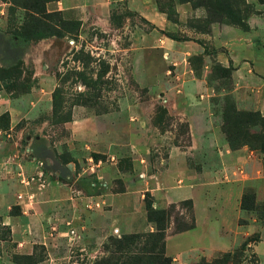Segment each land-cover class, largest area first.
Masks as SVG:
<instances>
[{"label": "crops", "instance_id": "0c3cea01", "mask_svg": "<svg viewBox=\"0 0 264 264\" xmlns=\"http://www.w3.org/2000/svg\"><path fill=\"white\" fill-rule=\"evenodd\" d=\"M166 1L51 0L47 3L49 12H59L67 21L81 22V32L89 25L104 32L110 30V16L122 4L144 17L151 28L141 35L135 47L132 73L141 84L152 89L160 87L161 92L152 95L150 101H163L170 116L186 123L189 140L187 144L170 141L172 129L160 132L157 126L141 122L135 134L128 133L130 142L121 143L120 122L116 120L119 117L89 115L85 109L75 108L73 120L65 126L69 136L55 144L58 154H65L61 163L67 167L66 177L70 181L54 177L43 186H36L37 181L30 186L22 184L19 173L34 175L43 171V166H39L43 161L34 157L19 155L6 166V171L0 168V225L10 229L7 238H0V259H3L0 264H18L8 260L12 251L33 255L37 244L45 246L51 259L56 256L60 251L57 243L67 241L70 245L72 237L68 232L49 231L52 224L72 225L76 239L82 241L90 254L112 226L118 233L154 231L155 223L147 220L143 202L140 219L143 221H138L132 211L138 193L144 191L151 194L157 209L192 200L195 226L180 232L167 229L166 254L172 258V264H191L202 258L212 260L222 252L238 248L256 231H260V240L248 246L253 247L259 264H264V221L261 218L258 221L241 207L244 194L251 189L260 205H264V153L247 144L237 149L230 146L214 104V97L225 93L218 92L209 82L215 65L228 70L225 79L231 81L230 93L238 108L264 115V0H237L254 10L246 18L247 29L226 17L212 19L204 4L175 0L171 6ZM25 15L22 7L0 0L3 39L10 41L8 29L22 24ZM90 21L92 24L88 25ZM53 37L56 36L25 43L26 63L31 62L38 69V57L29 59V52L40 50ZM11 41L17 45L19 40L11 38ZM0 63L6 65L12 60L0 59ZM31 94L34 92L14 98L1 93L0 114L9 113L12 125L19 123L25 115L17 106L25 102L33 107ZM155 131L159 141L152 142L150 138L154 140ZM140 140L144 143H136ZM0 142V148L6 145L5 141ZM119 150L128 153L127 168L119 166ZM154 151L161 154L155 156ZM93 154H107L108 160L95 159ZM137 171L142 179L137 178ZM11 172L16 183L10 179ZM6 175L8 179H4ZM119 176L129 177L123 179V191L114 189L113 179ZM31 193L33 200L29 199ZM18 194L24 198H16ZM126 195L131 200L128 206L121 203ZM14 206L19 207L18 213L11 212ZM243 211L247 212L246 216ZM121 219L123 224L118 228L115 225ZM47 262L48 259L37 264Z\"/></svg>", "mask_w": 264, "mask_h": 264}, {"label": "rangeland", "instance_id": "374dc122", "mask_svg": "<svg viewBox=\"0 0 264 264\" xmlns=\"http://www.w3.org/2000/svg\"><path fill=\"white\" fill-rule=\"evenodd\" d=\"M16 1L34 10L35 13L28 11L22 24L14 25L8 29L7 35L10 36V41L3 39L0 34V59L2 61L12 60L10 64L0 63V94L6 93L16 98L33 91L34 95L31 94V97L35 105L31 107L32 104L29 106L25 102L19 103L17 107L24 111L25 116L15 125H12L9 113L0 114V141H5L6 144L0 148V168L6 171V166L14 163L13 160H16L19 155L29 159L34 157L37 161H43L44 171L42 180L37 181L36 186H39V182H49L54 177L62 181H70L66 177L68 175L67 167L61 163L65 160V154L59 155L55 144L69 136V131L65 127L67 122H58L59 117L71 114L72 121L75 108L77 110L83 108L89 115L112 114L119 117L116 120L120 122L121 143L130 142L128 133L132 131L135 134L137 131L135 128L141 122L157 126L160 132L172 129L175 137L174 134H171L173 138L170 141L188 143L187 124L178 122L175 117L166 113L163 101H155V103L150 101L152 95H158L161 92L160 87L157 85L152 89V87L143 85L135 79L132 73V65L136 56L135 47L142 38L141 35L151 28L144 17L128 10L122 4L110 16V30L104 32L94 25H89L92 24L90 21L88 22L89 26L81 32V22L67 21L59 12L48 11L47 3L51 0L46 3L45 0ZM174 1L167 0L165 3L172 6ZM190 1L194 5L206 3V0ZM232 6L236 8V4H232ZM37 12L39 15L36 14ZM219 17L220 15L215 13L211 16L212 19ZM22 25L24 29H21ZM54 33L56 37L46 41L40 50L35 49L29 52V59L38 57V69L31 62L26 63L24 60L25 43L48 38ZM80 33H84L82 37L79 36ZM169 35L180 36L181 33H169ZM11 38H18V44L12 42ZM37 71L38 75H35ZM226 75H229V71L218 65L212 68L209 75V82L215 85L218 92L225 93V95L214 97L216 115L221 122V128L227 107L242 110L238 108L235 98L230 93L232 84L229 79H225ZM156 97L158 98V96ZM55 109H57L58 115H55ZM262 128L264 127L260 122H255L250 126L249 131L259 134ZM155 132L157 135L154 140L150 138L152 142L159 141L158 131ZM248 138L253 146H258V140L253 136H248ZM242 139L243 137H239L237 140L241 141ZM136 143H144V140ZM128 148L131 150L132 147ZM119 151L121 156L119 166L124 169L128 163V153L126 150ZM154 153L155 156L161 154L158 151H154ZM98 156L105 161L108 160L107 154ZM109 162L111 161L109 160ZM139 172L136 173L137 178L142 179L138 175ZM10 174L11 178H9L16 183L15 177L12 176L14 172ZM124 178L128 180L129 177ZM124 178L119 176L113 179L115 190L123 191L125 189ZM4 179H8L7 175ZM81 183L82 181L79 180L78 184L81 185ZM249 192L255 194L256 205L253 210H248V214H253L258 221L260 218L264 221V205L261 206L257 201L256 192L253 189ZM146 199L153 200L149 192L138 193L136 206L132 209L138 221L144 220L140 219L146 210ZM130 201L127 195L121 199V203L125 206H128ZM141 202L145 207L144 210L141 208ZM18 210L19 207L14 206L11 212L18 213ZM168 211V226L172 231H176L177 227L183 226L184 223H191L193 216L195 217L194 209L191 211L190 205L184 201L169 206ZM243 214L246 216L247 212L243 211ZM121 216L123 219L124 214ZM122 219L120 223H116V227L121 228ZM147 220L149 221L148 217ZM241 221H245V219ZM48 230L68 232L72 237L71 244L68 245L67 241L56 242L60 251L52 259L46 252L45 246L39 244L35 245L33 255L12 251L7 259L18 264H37L39 261L47 259L48 264H97L101 259L111 257V264H130L133 262L132 257L145 255V252L142 251L144 242L141 244L137 242L131 249L123 252L113 253L112 239L120 238L126 234H150L156 231V227L154 231L148 232L140 229L139 232L123 233V230H120L118 233L112 226L109 231L104 232V239L99 242L97 249L91 250L92 254L86 252L80 239H76V231L72 225L63 223L56 226L52 224ZM9 235V227L0 225V238H7ZM248 237L260 240V231H256ZM256 242H252V244ZM108 244L111 247L109 250L105 247ZM234 250L238 254L236 264H259V259L252 246L244 249L241 245ZM0 255H2L1 243Z\"/></svg>", "mask_w": 264, "mask_h": 264}, {"label": "trees", "instance_id": "16d2710c", "mask_svg": "<svg viewBox=\"0 0 264 264\" xmlns=\"http://www.w3.org/2000/svg\"><path fill=\"white\" fill-rule=\"evenodd\" d=\"M14 5L20 6L26 10V16L28 15V11L35 13L34 10L26 7L25 5H21L17 3L16 0H9ZM46 1L49 0H45ZM206 7L210 11V14L220 15L218 19L227 18L230 22L241 26L244 29H247L246 18L250 15L254 10L251 5L245 3L244 1L237 0H206ZM204 4V5H205ZM232 4H236V8L232 6ZM45 9V7H44ZM214 11V13H213ZM248 12V13H247ZM36 14L39 15L37 12ZM21 29H24L22 25ZM54 35H56L54 33ZM4 71V70H3ZM167 113V109H165ZM55 115H58L57 109L54 110ZM71 121L70 116L59 117L58 122H69ZM255 122H260L262 127H264V115L259 111H242L238 110L235 107H227L224 113V121L222 124V131L226 135V139L229 142L230 146L233 149H237L242 147L245 144H249V146L254 150H259L264 153V128L260 131L259 134L251 133L249 131L250 126ZM240 135V136H239ZM243 137L241 141L237 139L239 137ZM248 136L258 140V146H253L252 142L248 138ZM94 158L97 159L98 154H93ZM184 202L190 205L191 211L193 210L192 200H185ZM146 211L147 217L149 221L154 222L156 225V231L150 234H126L121 236L120 238L112 239V248L108 245L105 247L107 250L110 248L113 249V253H120L127 249H131L135 243H143V252L145 255L139 257H132L130 264H172V258L166 254V236L167 229L169 228V211L166 209H157L153 206V200L146 199ZM173 205V204H171ZM170 205V206H171ZM256 205L255 194L246 193L244 194L241 207L246 210H253ZM195 226V217L193 216L192 222L189 224H185L183 226H178L176 232L185 231ZM259 239L255 237H248L246 241L242 244V248L248 247L249 243L258 241ZM238 258V254L235 250L222 252L218 254L214 259L207 260L206 258H202L200 261L191 264H236V260ZM97 264H111V257L101 259Z\"/></svg>", "mask_w": 264, "mask_h": 264}, {"label": "built area", "instance_id": "2783aa9c", "mask_svg": "<svg viewBox=\"0 0 264 264\" xmlns=\"http://www.w3.org/2000/svg\"><path fill=\"white\" fill-rule=\"evenodd\" d=\"M114 158H112L113 160ZM39 166L42 167L43 166V162H40L39 163ZM44 173L42 170H40L39 172H37L36 174L34 175H26L24 173H19V177H20V182L26 186H30L32 185V183L36 182V181H39V180H42V177H43ZM45 182V181H44ZM44 182H39L41 184V186H43ZM18 198L19 199H23L24 198V195L23 194H19L18 195ZM29 199L33 200L34 199V194L31 193L29 194ZM115 232H118V230L116 229Z\"/></svg>", "mask_w": 264, "mask_h": 264}]
</instances>
